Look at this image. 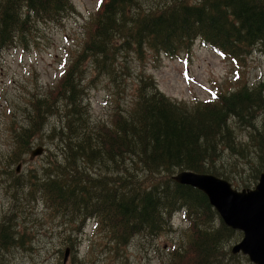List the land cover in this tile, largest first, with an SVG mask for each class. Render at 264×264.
Masks as SVG:
<instances>
[{
  "label": "rangeland",
  "instance_id": "1",
  "mask_svg": "<svg viewBox=\"0 0 264 264\" xmlns=\"http://www.w3.org/2000/svg\"><path fill=\"white\" fill-rule=\"evenodd\" d=\"M70 1L76 13L60 23L42 25L32 46L0 50V232L5 229L16 241L10 246L0 238V262L63 264L69 250L67 264H253L242 253L232 254V248L243 239L239 230H233L216 250V257L205 263L204 256L192 247L196 235L191 232V223L183 217V209L169 213L171 227L155 241L140 245L136 241L119 252L108 238L112 231L102 224L97 228L94 218L84 221L77 234H68L67 228H63L64 220L40 185L52 175H59L64 167L62 147L63 136L68 132L64 128L68 107L61 97V84L95 32L96 18L111 0H105L103 7H98L101 0ZM201 1L190 0V3ZM115 42L122 43L118 36ZM141 50L119 49L111 55L106 70L79 63L76 82L81 88L79 100L86 119L77 107L76 121H90L113 131L133 108L141 79L151 80L163 94L189 111L198 103L203 105L239 87L253 91L261 86L258 106L247 111L245 117L229 119V129L219 138L218 151L209 163L210 169L222 174L224 177L219 178L232 183L234 189H254L264 173L263 46L258 44L251 54L250 51L237 53L238 61L222 56L200 40L187 52L185 45H181L175 58L145 47ZM65 68H69L66 74ZM34 96L55 98L58 106H52L46 115L35 117L31 105ZM203 109L198 107L201 113ZM21 135L31 137L30 151L14 157L15 141ZM37 147H44L45 152L31 160L30 153ZM91 164L86 168L91 184L100 177L115 179L107 174L110 169H103L96 161ZM137 164L140 163L134 159L122 166L140 181L144 172L140 166L134 167ZM179 172L175 170L157 180L175 182L172 177ZM20 182H25L23 187L18 186ZM202 220L196 221L200 227ZM222 223L214 210L206 227L217 229ZM68 238L74 242L70 244ZM106 244L113 247L106 248Z\"/></svg>",
  "mask_w": 264,
  "mask_h": 264
},
{
  "label": "trees",
  "instance_id": "2",
  "mask_svg": "<svg viewBox=\"0 0 264 264\" xmlns=\"http://www.w3.org/2000/svg\"><path fill=\"white\" fill-rule=\"evenodd\" d=\"M73 13L76 11L70 0H0V50L32 46L42 25L60 23ZM96 19L95 32L61 84V97L68 107L64 126L68 132L62 135L64 167L59 175L40 185L64 220L68 234H77L84 221L94 218L98 225L112 231L108 238L117 252L136 241L137 245L155 241L171 227L169 213L183 209L196 235L192 247L204 256L205 263H210L233 229L224 222L217 229L206 227L215 209L203 192L157 178L175 170L224 177L209 167L218 151L219 138L229 129L230 118L245 117L247 111L258 106L261 86L253 91L239 87L213 102L198 103L189 111L151 80L141 79L133 108L112 134L104 126L76 121L77 107L86 119L76 82L78 65L86 63L106 70L111 55L122 48L141 52L145 47L174 57L181 45L190 50L198 39L234 57L245 51L251 54L258 44L264 48V0H202L199 4L190 0H111ZM117 36L122 43L115 42ZM31 105L35 117H41L58 106V101L34 96ZM199 106L204 112H199ZM32 129L36 131V125ZM15 142L14 157L30 151L31 137L21 135ZM134 159L140 163L134 167L140 166L144 172L140 181L122 166ZM92 161L110 169L107 174L115 179L100 177L91 184L86 168ZM198 219H203L202 227L196 224ZM11 236L5 229L0 232L4 243L14 246L15 236ZM68 242L74 240L68 238Z\"/></svg>",
  "mask_w": 264,
  "mask_h": 264
},
{
  "label": "water",
  "instance_id": "3",
  "mask_svg": "<svg viewBox=\"0 0 264 264\" xmlns=\"http://www.w3.org/2000/svg\"><path fill=\"white\" fill-rule=\"evenodd\" d=\"M44 147L31 152L34 160L44 154ZM21 169L18 166L17 172ZM173 180L184 186L203 192L210 204L218 211L223 222L234 230L243 232L242 241L232 249L233 254L242 253L254 264H264V173L254 189L235 190L231 183L212 175L181 171ZM69 251H66L64 264Z\"/></svg>",
  "mask_w": 264,
  "mask_h": 264
}]
</instances>
